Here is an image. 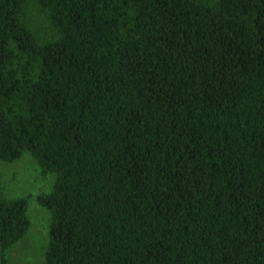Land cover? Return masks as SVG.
Listing matches in <instances>:
<instances>
[{"label": "trees", "instance_id": "trees-1", "mask_svg": "<svg viewBox=\"0 0 264 264\" xmlns=\"http://www.w3.org/2000/svg\"><path fill=\"white\" fill-rule=\"evenodd\" d=\"M25 152L46 264H264V0H0V160ZM28 206L0 193V264Z\"/></svg>", "mask_w": 264, "mask_h": 264}, {"label": "rangeland", "instance_id": "rangeland-1", "mask_svg": "<svg viewBox=\"0 0 264 264\" xmlns=\"http://www.w3.org/2000/svg\"><path fill=\"white\" fill-rule=\"evenodd\" d=\"M31 30L39 41L55 38V29L36 10L32 12ZM52 36V37H51ZM51 37V38H48ZM55 175L44 173L32 154L25 152L12 162L0 160V193L8 198L27 197L31 225L26 235L8 250V264H46L51 214L37 201L41 193L52 191Z\"/></svg>", "mask_w": 264, "mask_h": 264}]
</instances>
